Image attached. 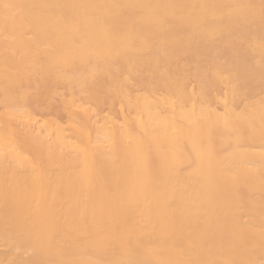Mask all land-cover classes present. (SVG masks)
<instances>
[{
	"label": "bare ground",
	"instance_id": "6f19581e",
	"mask_svg": "<svg viewBox=\"0 0 264 264\" xmlns=\"http://www.w3.org/2000/svg\"><path fill=\"white\" fill-rule=\"evenodd\" d=\"M188 260L264 261V0H0V264Z\"/></svg>",
	"mask_w": 264,
	"mask_h": 264
},
{
	"label": "snow or ice",
	"instance_id": "6c2138e0",
	"mask_svg": "<svg viewBox=\"0 0 264 264\" xmlns=\"http://www.w3.org/2000/svg\"><path fill=\"white\" fill-rule=\"evenodd\" d=\"M4 7L6 9H14L17 6L5 4ZM113 38L117 42H123V37L119 33L114 34ZM76 43L78 44V42H76ZM18 231H19L21 236L26 235L30 231L29 225L27 223L18 225ZM43 264H57V262H43ZM60 264H71V262L65 261V262H60ZM182 264H218V262H216V261H202V260H188V261L182 262ZM227 264H253V262L244 261V260H234V261L227 262ZM261 264H264V261H261Z\"/></svg>",
	"mask_w": 264,
	"mask_h": 264
}]
</instances>
